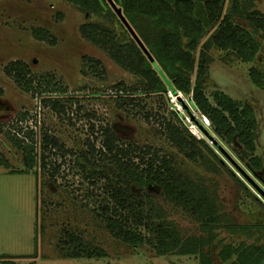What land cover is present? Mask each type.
I'll list each match as a JSON object with an SVG mask.
<instances>
[{"label":"rangeland","instance_id":"374dc122","mask_svg":"<svg viewBox=\"0 0 264 264\" xmlns=\"http://www.w3.org/2000/svg\"><path fill=\"white\" fill-rule=\"evenodd\" d=\"M255 9L264 16V0H257ZM90 20L66 0H0V264H199L198 254L158 255L150 242L154 237L150 228L163 221L177 228L182 238L201 234L200 222L156 184L131 187L142 202L138 211L143 222L130 216L126 227L141 233L144 242L132 246L107 227L102 209L113 203L105 184L117 180L115 167L99 157L95 162L100 170L93 174L95 170L85 172L79 160L88 138L101 147V129L106 125L121 143L151 146L169 155L176 170L207 190L236 223H264V34L257 33L262 43L255 62L214 48L204 80L212 102V93L221 90L255 110L256 155L262 159L259 176L254 175L248 157L213 134L221 146L215 148L217 154L240 185L226 170H214L201 159L190 160L170 141L164 122L175 120L173 112L198 137L203 133L186 109L193 110L206 127L210 125L182 93L180 99L171 91L143 93L140 77L82 36L80 27ZM37 27L50 31L55 43L36 39L32 31ZM15 60L28 64L32 91L23 90L7 74L6 67ZM252 68L263 74L261 86L253 82ZM48 100H58L64 110L56 112ZM45 135L58 138L63 150L45 148ZM208 143L214 145L213 140ZM31 146L38 164L30 171L24 157ZM69 234L79 237L89 251L105 254L68 256L79 251L77 244L69 243ZM220 237L227 242L242 240L229 232ZM218 250L215 246L214 256L221 264Z\"/></svg>","mask_w":264,"mask_h":264},{"label":"trees","instance_id":"16d2710c","mask_svg":"<svg viewBox=\"0 0 264 264\" xmlns=\"http://www.w3.org/2000/svg\"><path fill=\"white\" fill-rule=\"evenodd\" d=\"M66 1L93 19L81 25L82 36L107 52L122 68L140 77L143 93L178 91L190 100L193 109L208 119L209 128L191 110L186 109L204 137L190 131L176 112H173L175 120L165 119L164 129L168 138L179 149L186 151L190 160L201 159L214 170L222 168L242 184L217 154L215 148L221 146L219 141L213 139L215 134L230 147L238 148L244 158L248 157L254 175L259 176L262 159L256 155L258 122L254 108L247 103L241 104L221 90L212 93V102L204 89L214 48L231 51L244 62L256 61L262 43V37L257 33L261 31L264 34V16L255 9L257 0H113L122 9L124 17L165 73L173 89L159 75L108 0ZM32 32L38 40L56 41L45 28L37 27ZM94 62L100 63L98 60ZM6 72L23 90H33L34 79L27 63L12 61L6 67ZM250 75L257 86L262 85L261 72L252 68ZM49 89H45V92H49ZM46 102L56 112L64 110L58 100ZM101 138L99 148L88 138L85 141L86 150L79 155V160L83 162V170L94 169L93 174L100 170L95 162L99 157L110 161L115 167L117 180L109 179L105 184L113 207L106 205L102 209L107 227L113 234L132 246L145 241L141 233L126 227L130 216L136 217L140 224L143 222V215L138 211L142 202L136 199L131 187L156 184L167 197L183 206L200 222L201 231L198 236L182 238L180 231L166 221L153 224L150 231L154 237L149 240L158 255L170 252L198 254L199 264H217L214 250L218 246L217 257L221 264H264V223L238 224L233 221L207 190L200 189L181 175L173 159L161 149L121 143L109 125L102 127ZM210 140L214 145L208 143ZM44 143L45 148L63 150L56 137L45 135ZM25 151L26 170L31 171L38 164L34 147ZM42 166H47L45 156H42ZM223 232L239 236L242 240L227 242L220 237ZM251 239L252 242L249 241ZM69 243L77 244L79 250L67 253L70 257H101L105 254L102 251H89L74 234H69Z\"/></svg>","mask_w":264,"mask_h":264},{"label":"water","instance_id":"95a60500","mask_svg":"<svg viewBox=\"0 0 264 264\" xmlns=\"http://www.w3.org/2000/svg\"><path fill=\"white\" fill-rule=\"evenodd\" d=\"M109 4L111 5V7L114 9L115 13L117 14V16L120 18V20L123 22V24L128 28L129 32L131 33L132 37L137 41V43L139 44V46L141 47V49L143 50V52L147 55V57L149 58V60L152 62V64L154 65V68L158 71L159 75H161V77L166 81V83L169 85V87L171 89H173L172 84L169 82V80L167 79L165 73L162 71V69L160 68V66L157 64V62L155 61V59L153 58V56L150 54V52L148 51V49L145 47V45L143 44V42L140 40V38L138 37V35L136 34V32L134 31V29L131 27V25L128 23V21L126 20V18L124 17L123 13H122V9L119 8L116 3L113 0H108ZM174 93L179 97H181V93L178 91H174ZM246 175V173H244Z\"/></svg>","mask_w":264,"mask_h":264},{"label":"built area","instance_id":"2783aa9c","mask_svg":"<svg viewBox=\"0 0 264 264\" xmlns=\"http://www.w3.org/2000/svg\"><path fill=\"white\" fill-rule=\"evenodd\" d=\"M203 118H204L205 123H206V124L208 123V125H210L208 119H207L206 117H203Z\"/></svg>","mask_w":264,"mask_h":264},{"label":"bare ground","instance_id":"6f19581e","mask_svg":"<svg viewBox=\"0 0 264 264\" xmlns=\"http://www.w3.org/2000/svg\"><path fill=\"white\" fill-rule=\"evenodd\" d=\"M193 111V110H192ZM191 116V115H190Z\"/></svg>","mask_w":264,"mask_h":264}]
</instances>
